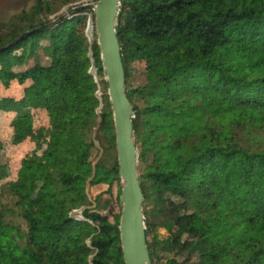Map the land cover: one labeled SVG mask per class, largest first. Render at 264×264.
Segmentation results:
<instances>
[{
    "label": "trees",
    "instance_id": "trees-1",
    "mask_svg": "<svg viewBox=\"0 0 264 264\" xmlns=\"http://www.w3.org/2000/svg\"><path fill=\"white\" fill-rule=\"evenodd\" d=\"M71 2L35 0L0 23V76L24 66L31 81L0 110L26 123L56 102L50 146L1 186L0 264H126L114 110L86 33L95 9L58 14ZM117 32L153 263L264 264V0H122ZM137 62L146 82L133 86Z\"/></svg>",
    "mask_w": 264,
    "mask_h": 264
},
{
    "label": "water",
    "instance_id": "water-1",
    "mask_svg": "<svg viewBox=\"0 0 264 264\" xmlns=\"http://www.w3.org/2000/svg\"><path fill=\"white\" fill-rule=\"evenodd\" d=\"M122 0H98L74 8L95 9V25L90 20L86 30L96 29L98 44L109 84L108 94L114 110L120 176L123 182L120 237L126 264H154L148 245L145 195L139 171V150L135 144L134 118L136 111L127 94L126 69L122 46L117 32ZM96 81H97V77Z\"/></svg>",
    "mask_w": 264,
    "mask_h": 264
},
{
    "label": "rangeland",
    "instance_id": "rangeland-1",
    "mask_svg": "<svg viewBox=\"0 0 264 264\" xmlns=\"http://www.w3.org/2000/svg\"><path fill=\"white\" fill-rule=\"evenodd\" d=\"M97 1L98 0H72V2L65 5L58 14L68 13L70 10L69 8H76L89 3L94 4ZM34 2L35 0H0V23L14 19V17L18 16L23 11H29L34 5ZM31 63H33L32 60ZM145 67V63H135V68L137 70L131 81L133 86L143 85L146 82L144 75ZM23 69H25L24 66L15 67L11 70L1 69L0 102L4 99H19L24 96L25 88L31 81L29 79L25 81H20L18 79L16 73ZM98 80L97 77V81ZM99 95L101 96V92H99ZM55 107L56 102L54 100L47 108H34L31 112L30 119L26 123H20L15 118L14 113H4L0 110V140L3 143L4 151V156L0 154V162L4 164L3 177L0 180V190L4 182L16 179L23 158L40 159L42 152L50 146V116L54 113ZM96 145L98 150L95 151V154L99 152L101 156L103 153L101 144L97 141ZM140 169L141 166H139V171ZM39 185V183H36L33 187V196L36 195ZM183 185L184 182L182 180H173L167 184L161 185V193L169 195L171 189H180ZM113 194L116 199L117 187L114 188ZM107 198L108 196L104 195L103 201ZM173 199L175 203L178 202L176 196H174ZM119 209V205L115 202L113 212H118ZM105 212L108 213V211ZM76 214L78 217H82L81 211H77ZM9 218L14 221V224L21 226L22 229H27L25 221L16 213L11 214ZM159 232L162 236L167 235L164 229L160 228Z\"/></svg>",
    "mask_w": 264,
    "mask_h": 264
},
{
    "label": "bare ground",
    "instance_id": "bare-ground-1",
    "mask_svg": "<svg viewBox=\"0 0 264 264\" xmlns=\"http://www.w3.org/2000/svg\"><path fill=\"white\" fill-rule=\"evenodd\" d=\"M91 33H92V36H93V30L91 31Z\"/></svg>",
    "mask_w": 264,
    "mask_h": 264
}]
</instances>
